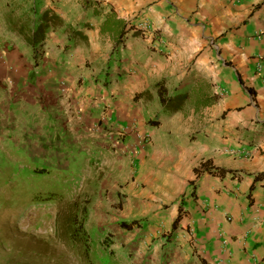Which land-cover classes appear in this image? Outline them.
<instances>
[{"label":"crops","instance_id":"1","mask_svg":"<svg viewBox=\"0 0 264 264\" xmlns=\"http://www.w3.org/2000/svg\"><path fill=\"white\" fill-rule=\"evenodd\" d=\"M22 1L21 11L33 6L41 15L52 9L65 23L45 33L46 53L34 67L33 49L25 40L2 48L15 0H0V152L14 142L30 155L27 148L31 140L40 141L38 131L44 132L38 137L41 151H46L47 132L89 137L86 144H93L91 128L104 102L115 99L122 118L133 117L137 106L124 100L153 84L155 74H173L200 52L197 68L217 82V93L226 92L224 109H230L204 153L195 160L191 151L188 162L193 157L194 170L210 159L230 171L194 172L172 211L176 217L182 209L177 226L192 238L187 248L196 250L194 264H264V175L255 180L264 173V0H99L96 6L103 12L112 8L128 25L148 26L145 36L129 32L123 43L101 29L103 15H93L83 0ZM69 24L87 38L70 41ZM9 79L14 82L8 84ZM62 79L69 95L61 91ZM112 111L106 117L113 123ZM15 117L24 124L16 126ZM0 264L7 263L0 259Z\"/></svg>","mask_w":264,"mask_h":264},{"label":"rangeland","instance_id":"2","mask_svg":"<svg viewBox=\"0 0 264 264\" xmlns=\"http://www.w3.org/2000/svg\"><path fill=\"white\" fill-rule=\"evenodd\" d=\"M14 4L19 9L9 11V28L7 35L2 34V48L5 42L13 46L25 40V44H29L18 27L12 26L23 11L20 10L22 0H15ZM17 11H21L18 17L14 15ZM34 17L31 12V25ZM129 22L132 34L145 36L147 25L146 28L141 22ZM45 43L44 39L36 49L39 54L42 51L38 65H35L33 51L34 67L44 59ZM152 44L149 43V47L155 51ZM199 53L173 74L154 75L158 79L166 77L171 89L192 91V96L175 108L164 109L160 105L154 88L158 79L152 77L153 84L140 91L145 92V96L139 100L134 97L124 100L137 106L133 114L135 120L122 118L116 110L115 99L111 98L109 105L104 102V110L91 128L93 144H86L89 137L85 140L75 137L76 134L62 133L66 137H61L47 132L46 151H41L42 139L38 137L44 134L42 131L36 134L40 141L31 140L27 148L30 155L23 153L14 142L7 143L10 148L0 152V259L4 263L197 262L193 259L196 250L190 253L187 248L192 238L184 234L186 228H173L176 217L172 209L185 195L188 183L194 181L190 179L195 172L190 165L193 157L189 164L188 154L194 151L197 160L199 154L204 153L206 142L211 144L208 138L222 123L224 125L223 119L230 109H224L226 92L223 89L219 92L224 96L218 93L221 100L195 106L196 88L205 95L217 93V82L203 76L204 69L199 70L195 64ZM114 78L117 80L116 76ZM63 80L66 82L62 79L61 86ZM13 82L8 80V84ZM109 109L114 110L116 121L113 123L106 117ZM160 111L164 113L159 114ZM154 118L159 124L149 125L147 120ZM14 123L16 126L24 124L17 117ZM99 127L103 134L98 132ZM33 138L35 136H31ZM134 219L139 220L140 225L131 229L120 225L121 220Z\"/></svg>","mask_w":264,"mask_h":264},{"label":"trees","instance_id":"3","mask_svg":"<svg viewBox=\"0 0 264 264\" xmlns=\"http://www.w3.org/2000/svg\"><path fill=\"white\" fill-rule=\"evenodd\" d=\"M98 2L99 0H83V6L86 9L91 8L93 15H103L101 29L113 33L116 38V43H123V39L124 37H126L127 33L132 31V25H128V22L125 19L118 17L116 12L112 8H110V10L106 12H103L102 6H96ZM11 4L13 5L12 10H14L15 8L19 9L17 4H14L13 2H11ZM31 12L35 14L32 25ZM37 13V10L33 6L24 9L21 15L14 20L12 25L15 29H17L18 27L19 32L22 33L27 42L32 46L33 51L35 52V65H38L40 59L39 56H41L42 54V51L39 54V51L37 52L36 49L39 46L40 42L45 39V33L48 30L57 28L58 26H62L65 23V20L61 17V15L52 9H46L40 16L37 15ZM18 21L21 22L18 23ZM65 31L69 32L68 38L70 41H84L87 38L86 34H84L79 29H75L71 24L66 25ZM133 33H135V31ZM154 88L157 91L158 101L164 109H169L171 106H174L175 108L180 105L181 101L186 100L192 96V91L189 89L179 91L177 88H169L166 77H161L160 79H158L154 83ZM196 90L197 95L194 97V104L196 107L211 105L220 99V95L218 93H214L212 95H205L201 94L202 90H199V88H196ZM249 90H252V88L249 87ZM143 96H145V92H139L134 96V98L135 100H139ZM158 113H164V111H160ZM147 123L152 126H157L159 124L158 120H155V118L148 119ZM194 171L197 175H201L205 172L222 175L226 171L230 170H227L226 168H223L221 166L214 165L210 159H206L201 161L197 166H195ZM263 175L264 173L257 174L255 176V180H257L260 176ZM253 186L254 185H252L250 189H252ZM181 217L182 209L180 207L179 212L173 221V228L177 227V224L180 221ZM138 224L140 225V222L136 219L131 221H120V225H122L126 229H131Z\"/></svg>","mask_w":264,"mask_h":264},{"label":"built area","instance_id":"4","mask_svg":"<svg viewBox=\"0 0 264 264\" xmlns=\"http://www.w3.org/2000/svg\"><path fill=\"white\" fill-rule=\"evenodd\" d=\"M62 88V93L64 94V95H69V90H68V88H67V86H66V82H64V80L62 81V86H61ZM67 98H69V97H67ZM102 120H103V118H101ZM119 134H123V132H119Z\"/></svg>","mask_w":264,"mask_h":264}]
</instances>
